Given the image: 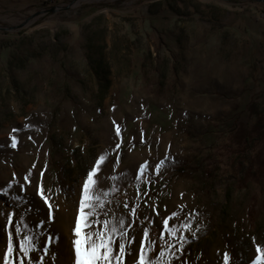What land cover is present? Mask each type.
Masks as SVG:
<instances>
[{
  "label": "rangeland",
  "instance_id": "374dc122",
  "mask_svg": "<svg viewBox=\"0 0 264 264\" xmlns=\"http://www.w3.org/2000/svg\"><path fill=\"white\" fill-rule=\"evenodd\" d=\"M101 155L102 218L129 221L135 238L123 264L147 252L146 229L161 264H253L264 249V0H0V264L9 231L12 264H74L82 186ZM181 205L170 223L190 229L163 233ZM24 235L42 247L24 256Z\"/></svg>",
  "mask_w": 264,
  "mask_h": 264
},
{
  "label": "snow or ice",
  "instance_id": "6c2138e0",
  "mask_svg": "<svg viewBox=\"0 0 264 264\" xmlns=\"http://www.w3.org/2000/svg\"><path fill=\"white\" fill-rule=\"evenodd\" d=\"M15 131V130H14ZM117 135L120 133V128L116 129ZM13 147H15V138H13ZM119 147V145H117ZM106 160L104 155H101L96 161V166L93 167L86 176V179L82 186V196L79 201L78 214L76 218L75 227L73 229V250L75 254L74 264H123V258L126 254L130 255V248L126 252V241L130 244L134 241V237L129 239L127 232L124 230L126 221L124 218L116 220L103 219L105 201L104 196L108 195V192L103 191L100 188V177L98 175V170L101 164ZM163 161L159 165H156V171L159 172V168L162 166ZM150 165L143 164L139 167L138 173L135 174L137 182L143 177L147 172ZM127 175V173H125ZM28 180V176L24 177ZM111 179H116L115 176ZM38 194L41 199L44 200L45 204H48V198L44 193L43 187L41 186ZM127 206V205H126ZM49 207V216L51 217V205ZM184 206L181 205L178 209L172 212L167 218L163 219V233H167L169 236L176 237L177 233L181 230L187 231L190 229V224L187 220L181 221L179 224L170 223L174 221L176 217H179L183 212ZM136 210L132 209V215L135 216ZM44 222H41V227ZM11 224V220H9ZM15 233L19 235L21 233V228L17 226L15 228ZM194 234V233H193ZM149 233L146 229L144 232L145 242L148 245L147 252L152 250V242L147 239ZM9 241L7 254L5 256V264H12L9 257L12 256L14 252L13 245V233L9 231L8 233ZM163 240V234L161 236ZM179 239L182 241L185 238L180 236ZM51 243V240H49ZM19 252L23 253L24 256H28L30 252L35 251L37 247H42L39 244L38 238L30 235H24L18 242ZM118 244V248H117ZM183 245H181L182 247ZM173 247L169 245V248ZM48 249L44 248V252L47 253ZM258 252L262 255L258 256L253 264H264V249L257 248ZM144 246L141 247V253L137 264H161V259L165 255V250L159 253V257L155 260L148 257ZM43 257H41V260ZM229 257L225 256V264H227ZM23 264V260H21ZM28 264H32L29 259Z\"/></svg>",
  "mask_w": 264,
  "mask_h": 264
}]
</instances>
